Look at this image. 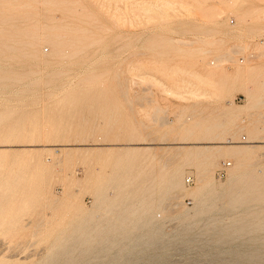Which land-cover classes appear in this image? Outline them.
Returning a JSON list of instances; mask_svg holds the SVG:
<instances>
[{
	"label": "rangeland",
	"instance_id": "374dc122",
	"mask_svg": "<svg viewBox=\"0 0 264 264\" xmlns=\"http://www.w3.org/2000/svg\"><path fill=\"white\" fill-rule=\"evenodd\" d=\"M0 10V264H62L66 253L74 264H264V228L220 231L264 201L233 203L237 159L207 156L232 136L255 144L247 172L264 171V0H0ZM177 168L181 195L153 207L139 199L155 192H129L146 181L163 193ZM201 196L214 207L197 213ZM118 210L133 212L123 227L110 225ZM82 223L95 241L80 242Z\"/></svg>",
	"mask_w": 264,
	"mask_h": 264
},
{
	"label": "bare ground",
	"instance_id": "6f19581e",
	"mask_svg": "<svg viewBox=\"0 0 264 264\" xmlns=\"http://www.w3.org/2000/svg\"><path fill=\"white\" fill-rule=\"evenodd\" d=\"M4 1V0H3ZM30 1H32V0H30ZM50 1V0H49ZM60 1V0H59ZM70 1H72V0H70ZM76 1V0H75ZM16 2V1H15ZM44 2V1H43ZM65 2V1H64ZM4 3V2H3ZM16 3H18V2H16ZM51 3V2H50ZM68 3V2H67ZM12 5V4H11ZM27 5H29V4H27ZM34 6V5H33ZM19 7H20V5H19ZM24 7V6H23ZM31 8H33V7H31ZM30 8V9H31ZM35 8V7H34ZM53 8V7H52ZM56 9V8H55ZM14 10V9H13ZM40 10V9H39ZM46 10V9H45ZM0 11H2V10H0ZM15 11V10H14ZM33 11V10H32ZM3 12H5V11H3ZM8 12H11V11H8ZM20 12V11H19ZM26 12V11H25ZM12 13H15V12H12ZM2 14H4V13H2ZM32 14V13H31ZM34 14V13H33ZM237 15V14H236ZM248 15V14H247ZM264 15V14H263ZM14 16V15H13ZM21 16V15H20ZM18 17V16H17ZM26 17H28V16H26ZM32 17V16H31ZM40 17V16H39ZM264 17V16H263ZM10 18V17H9ZM25 18V17H24ZM13 19V18H12ZM19 19H20V17H19ZM18 19V20H19ZM41 19V18H40ZM39 19V20H40ZM249 19V18H248ZM262 19V18H261ZM264 19V18H263ZM4 20V19H3ZM14 20H16V19H14ZM21 20V19H20ZM47 20V19H46ZM8 21H11L10 19L8 20ZM32 21V20H31ZM245 21H246V18H245ZM17 22H19V21H17ZM21 22V21H20ZM23 22V21H22ZM25 22V21H24ZM28 22H30V21H28ZM27 22V23H28ZM3 23V22H2ZM10 23H12V22H10ZM239 23V22H238ZM250 23H252V22H250ZM46 24V23H45ZM52 24H54V23H52ZM57 24V23H56ZM1 25V24H0ZM13 25V24H12ZM16 25V24H15ZM51 25V24H50ZM59 25V24H58ZM60 25H61V23H60ZM237 25V24H236ZM7 26V25H6ZM10 26V25H9ZM19 26H21V24L19 25ZM27 26H29V25H27ZM48 26H49V24H48ZM61 26H63V25H61ZM66 26V25H65ZM239 26V25H238ZM14 27V26H13ZM24 27V26H23ZM38 27V26H37ZM41 27V26H40ZM68 27V26H67ZM22 28V27H21ZM52 28V27H51ZM50 28V29H51ZM238 28V27H237ZM30 29V28H29ZM38 29H40V28H38ZM37 29V30H38ZM56 29V28H55ZM66 29V28H65ZM68 29V28H67ZM4 30V29H3ZM10 30V29H9ZM25 30H27V29H25ZM36 30V31H37ZM69 30H71V29H69ZM79 30V29H78ZM241 30V29H240ZM0 31H2V30H0ZM6 31V30H5ZM18 31V30H17ZM41 31V30H40ZM75 31V30H74ZM234 31H236V30H234ZM7 32H8V30H7ZM52 32V31H51ZM20 33H22V32H20ZM41 33H43V32H41ZM61 33H64V32H61ZM12 34V33H11ZM24 34V33H23ZM46 34V33H45ZM72 35H73V33H71ZM70 34V35H71ZM9 35H10V33H9ZM13 35H15V34H13ZM35 34L33 33V36H34ZM32 35H31V37H33ZM39 36H41L40 34H39ZM63 36H64V34H63ZM44 37H46V36H44ZM67 37V36H66ZM25 38H27V37H25ZM30 38V37H29ZM41 38V37H40ZM40 38H39V40H40ZM68 39V38H67ZM44 40H46V39H44ZM24 41H26V40H24ZM50 42H51V44L55 47V49L56 48H60L62 45H64L65 44V42H66V40L65 39H63L62 38V36H61V34L58 32H53V33H51V35H50ZM73 42H74V40L71 42L70 41V43H72L73 44ZM26 43H30L29 41L28 42H26ZM32 43V42H31ZM36 43V42H35ZM75 43V42H74ZM50 44V43H49ZM28 46V45H27ZM32 46H34V45H32ZM33 50V49H32ZM57 50H59V49H57ZM30 51V50H29ZM33 54H34V52H33ZM30 55V54H29ZM44 64V63H43ZM42 65V64H41ZM1 66V65H0ZM3 66V65H2ZM4 68H6V67H4ZM7 69V68H6ZM1 70V69H0ZM9 70V69H8ZM15 71V70H14ZM40 71V70H39ZM57 71V70H56ZM6 72H8V71H6ZM1 73H4V72H1ZM32 74H35V73H32ZM0 76H2V75H0ZM14 77V76H13ZM9 78V77H8ZM15 78V77H14ZM7 79V78H6ZM18 79V78H17ZM37 79V78H36ZM39 81V80H38ZM12 82V81H11ZM4 85H7V84H4ZM4 85H2V86H4ZM24 85V84H23ZM8 88V87H7ZM4 89V88H3ZM5 90V89H4ZM226 117H228V116H226ZM232 118H234V117H232ZM244 119L242 118V121H243ZM226 121H228L227 119H226ZM229 122V121H228ZM227 123V122H226ZM232 123V122H231ZM217 124H220V122L219 123H217ZM238 124V123H237ZM243 123H241V125H242ZM250 124V121L249 122H247V126ZM227 125V124H226ZM229 125V124H228ZM244 125H245V123H244ZM230 126V125H229ZM235 126V125H234ZM238 127V126H237ZM239 128H241V126L239 127ZM248 128V127H247ZM226 129V128H225ZM227 129H229V127L227 128ZM236 130H237V128H236ZM251 131V130H250ZM232 132V131H231ZM227 133H229V132H227ZM252 133V132H251ZM234 134V133H233ZM232 135V134H231ZM146 136V135H145ZM148 136V135H147ZM234 136V135H233ZM220 137V136H219ZM253 137H255V136H253V134H250V139H252ZM143 138V137H142ZM145 138V137H144ZM236 140V139H235ZM237 141H239V140H237ZM245 141V140H244ZM243 141V142H244ZM247 141H255L256 142V140H247ZM144 142V141H143ZM233 139H232V136L230 137H221L220 138V140L219 141H217L216 142V144L217 145H215V143H214V145L215 146H217L215 149L216 150H210V153L209 154H207V156H209V157H212V155L213 154H215V153H217L216 151H218V153L217 154H219V155H228V156H230V157H233V158H236L237 160H234V162L236 161V164L234 163V166L232 165V167H228L229 169H228V177H229V175L231 174L232 176H236L237 177V182H236V185H235V192L233 193V195H231V196H233L232 198H230V200H233V203L234 202H236V201H239V200H241V201H247V200H251V201H254V203L255 202H260V201H264V198H263V196H261L262 194L261 193H259L260 195H257V193H256V196H244V194L243 193H253L255 190H257L258 189V191H260V189L262 190V192L264 193V171L262 170V169H260V170H262L263 172L262 173H256V174H253V172L252 173H249V172H247V170H246V166L249 164H251L252 165V163L254 162H249V155L251 154V152H252V147L253 146H255V144H247V145H238V143L235 145V144H233ZM240 142H242V141H240ZM236 143V142H235ZM247 143V142H246ZM60 145H62L61 146V148L62 147H64V146H66V144H68V143H59ZM64 145V146H63ZM206 145H208V144H206ZM205 145V146H206ZM211 145V144H210ZM257 145V144H256ZM209 146V145H208ZM208 146H207V148H204L203 147V149L201 148V149H196V150H191V151H189V153L192 155V156H199V155H201V154H203V153H205V151L208 149ZM132 147H134V146H132ZM197 147H199V146H197ZM210 147V146H209ZM51 148V147H50ZM251 148V149H250ZM137 149H139V147L137 148ZM182 149V148H181ZM190 149V148H189ZM61 150H63V149H61ZM61 150H60V152H61ZM144 150V149H143ZM57 151V150H56ZM181 151H183V149L181 150ZM254 151V150H253ZM256 151V150H255ZM63 152V151H62ZM180 152V151H179ZM184 152H187V151H185L184 150ZM181 153H183V152H181ZM188 153V154H189ZM134 154V153H133ZM176 154H177V152H176ZM141 155H143V153L141 154ZM185 155V154H184ZM205 155V154H204ZM139 156V155H138ZM148 156V155H147ZM176 156V155H175ZM179 156H182V155H179ZM188 156V155H187ZM183 157V156H182ZM139 158V157H138ZM144 159H145V157H143ZM180 158V157H179ZM200 158H203V157H200ZM208 158V157H207ZM252 158V157H251ZM176 159V158H175ZM184 159H186V158H184ZM183 159V160H184ZM196 159V158H195ZM194 159V160H195ZM181 160V159H180ZM190 160V159H189ZM178 162H179V159L177 160ZM182 161V160H181ZM210 161V160H209ZM208 161V162H209ZM175 162V161H174ZM206 163V162H205ZM210 163V162H209ZM257 163H259V162H257L256 161V163H253V164H257ZM184 164V163H183ZM178 165H180V164H178ZM248 165V166H249ZM170 168V167H169ZM261 168V167H260ZM176 169V168H175ZM168 170V169H167ZM171 170V169H170ZM76 171V170H75ZM140 171V170H139ZM138 172V171H137ZM182 172V171H181ZM261 172V171H260ZM124 173V172H123ZM170 173V172H169ZM207 172H204V174L202 175V177H200V178H202V185H200L199 184V186H201V187H207L208 186V183H207V180H205L206 179V174ZM125 174V173H124ZM68 175V174H67ZM168 175V174H167ZM137 176V175H136ZM156 176V175H155ZM162 176V175H161ZM164 176V175H163ZM208 176V175H207ZM154 177V176H153ZM235 177V178H236ZM74 178V177H73ZM165 179V181H166V186H165V189L163 190L162 188H160L161 190H163L164 192L162 193H160V192H158V190H155L156 189V187H155V184L156 183H151V184H145L146 183V181H144L145 183H143V185H141V184H138L137 186H134V187H132V188H129V189H131L132 191H129V192H131V193H140V192H144V191H147V190H150V194H152L153 192H155L154 193V195H153V197H154V199H150V201L149 200H147L146 198H141V199H139V201L140 202H142V203H144L145 205H147V206H153L152 205V203L154 202L155 204L156 203H159L164 197H165V195H169L170 197L171 196H174V197H177V195L179 194V195H181V192L180 193H178L177 192V190H180L179 188H180V186H181V177H180V171H178V168H177V170H174L173 172H171L168 176H167V178L166 177H164ZM139 179V178H138ZM145 178H143V180H144ZM151 179V178H150ZM150 179H147V180H150ZM159 179H161V178H159ZM231 179V178H230ZM142 179H141V181H143ZM157 180V179H156ZM131 181V180H130ZM200 181V180H199ZM198 181V182H199ZM149 182H151V181H149ZM161 182V181H160ZM164 182V181H163ZM224 182H227V181H224ZM220 183H222V182H220ZM227 184V183H226ZM231 185H232V183H230ZM235 184V183H234ZM158 186V185H157ZM197 186V185H196ZM199 186H197V187H199ZM210 186V185H209ZM212 186V185H211ZM218 186V185H217ZM222 186H224V185H222ZM163 187V186H162ZM210 188V187H209ZM225 188H228V187H225ZM193 189H195V188H193ZM196 189H199V188H196ZM201 189V188H200ZM215 189H217V187L215 188ZM229 189V188H228ZM233 189V188H232ZM192 190V189H191ZM190 190V191H191ZM245 191V192H242V194H241V192L240 191ZM212 191H215V190H212ZM221 191H223V190H221ZM128 192V191H127ZM172 192V193H171ZM217 192V191H216ZM214 193L215 195H217L218 193ZM219 192V191H218ZM230 192H232V191H230ZM239 192H240V195H238L239 194ZM130 193V194H131ZM171 193V194H170ZM184 193V192H183ZM191 193H193V194H198V192H196L195 190H193V191H191ZM222 193V192H221ZM224 193V192H223ZM123 194V193H122ZM149 194V195H150ZM200 194V193H199ZM198 194V195H199ZM202 194V193H201ZM205 194V193H204ZM203 194V195H204ZM125 195V194H124ZM127 195H128V193H127ZM127 195H125V196H127ZM134 195V194H133ZM176 195V196H175ZM213 195V194H212ZM252 195H254V194H252ZM139 196V195H138ZM210 196V195H209ZM142 197H145V195L144 196H142ZM195 197H197V196H195ZM202 197V196H201ZM206 196H203L202 198H200L201 200H199V201H201V206H196V208H195V210L194 211H196L197 213L198 212H200V211H205L208 207H211L212 205H213V198L211 199V201H208V198H205ZM125 198V197H124ZM127 198V197H126ZM131 198V197H130ZM139 198V197H138ZM169 198V197H168ZM199 198H197V199H199ZM215 198H217V197H215ZM220 198V197H219ZM146 199V200H145ZM132 200V199H131ZM131 200H129V201H131ZM100 201H103V200H100ZM135 201V200H134ZM138 201V200H137ZM107 202H109V201H107ZM115 202V201H114ZM126 202H128V201H126ZM126 202H123L122 203V205L124 204V203H126ZM198 202V201H197ZM101 203V202H100ZM99 203V204H100ZM105 203V202H104ZM131 203V202H130ZM137 203V202H136ZM216 203V201L214 202V204ZM226 203H228V201L226 202ZM231 203V202H230ZM230 203H228V204H230ZM117 204V203H116ZM128 204V203H127ZM154 204V205H155ZM195 204V203H194ZM198 204V203H197ZM260 204V203H259ZM101 205H103V204H101ZM115 204L113 203V202H111L110 203V206H114ZM120 205H121V203H120ZM120 205H118V207H120ZM131 205V204H130ZM142 205V204H141ZM141 205H138L139 207L141 206ZM157 205V204H156ZM200 205V204H199ZM217 205V204H216ZM255 205V204H254ZM108 206V205H107ZM124 206V205H123ZM143 206V205H142ZM223 206V205H222ZM227 206V205H226ZM132 207H134V205H132ZM154 207V206H153ZM212 207H214V206H212ZM104 208H105V206H104ZM108 208V207H107ZM137 208V207H136ZM135 208V209H136ZM163 208V207H162ZM178 208V207H177ZM194 208V207H193ZM100 209H103V208H100ZM109 209V208H108ZM129 209V208H128ZM131 209V208H130ZM147 209V208H146ZM213 209V208H212ZM259 209V208H258ZM258 209H256V210H258ZM105 210V209H104ZM116 210V209H115ZM143 210H145V209H142V210H140V211H143ZM133 211H134V209H133ZM97 212V211H96ZM95 212V214H97ZM103 212H108V211H103ZM102 212V213H103ZM115 212V211H114ZM117 212V211H116ZM118 212L119 213H116V214H114V213H112L113 214V221H119V222H113V223H111L110 225L111 226H124L125 224H128V223H126L125 221L127 220V218L129 217H127L126 215H128V214H130V213H133L132 211H129V212H120L119 210H118ZM136 212V211H135ZM182 212V211H181ZM100 213V212H99ZM192 213H193V211H192ZM107 214V213H106ZM135 214V213H134ZM196 214V213H195ZM103 215H105V214H102V216ZM138 215H139V213H138ZM241 215H243V214H241ZM107 216V215H106ZM111 216H109V217H111ZM133 216H135V215H133ZM137 216V215H136ZM142 216V215H141ZM193 216V215H192ZM89 217H92L90 220H92V221H101V220H107L108 219V217H105V218H102V219H100L99 218V216H98V214L97 215H94V216H88V218ZM94 217H96V218H94ZM104 217V216H103ZM138 217V216H137ZM137 217H135V218H137ZM141 218V217H140ZM110 219H112V218H110ZM241 219L242 220H244V221H241L240 223H237L238 225H235V224H233V225H231V224H227V225H225L223 228H222V230H220L221 232H222V235H224V236H226V235H228V233H230L231 231H229V230H232V232L233 233H236V234H243V232H250V233H253V232H255V231H257L258 229H262V228H264V207H261L260 209H259V211L258 212H255V210L254 211H252V212H250L249 214H247V215H244V216H242L241 217ZM40 220V219H39ZM80 220H82V219H80ZM85 220H86V218H85ZM128 220H132V219H128ZM137 221H138V219H136ZM218 221V220H217ZM77 222V221H76ZM104 222V221H103ZM103 222H101V223H103ZM106 222V221H105ZM27 223V222H26ZM25 223V224H26ZM89 223V222H88ZM93 223V222H92ZM100 223V224H101ZM107 223V222H106ZM105 223V224H106ZM134 223H136V222H134ZM75 224H79V222L78 223H75ZM83 224H86V223H82V224H80V225H78V227L80 226L81 228H84V230L82 231L83 232V237H81L80 239V242H82V243H86V242H89V240L91 239V238H93V236H92V234H91V232L94 230L93 229V227H90V226H85V225H83ZM98 224V223H97ZM96 224V225H97ZM73 225V224H72ZM89 225H91V223H89ZM104 225V224H103ZM132 225H133V222L131 223V227H130V229L132 228ZM145 225H147V223L145 224ZM92 226H93V224H92ZM220 226H223V225H220ZM97 227V226H96ZM101 227V226H100ZM100 227H97V228H100ZM107 227V226H106ZM72 228H74V226H72ZM112 228V227H111ZM113 228H116V227H113ZM126 228V227H125ZM190 228V227H189ZM219 229V228H218ZM97 230V229H96ZM107 230H108V227H107ZM115 230H117V228L115 229ZM115 230H111L112 232L113 231H115ZM123 230V229H122ZM156 230V229H155ZM154 230V231H155ZM188 230V229H187ZM98 231V230H97ZM125 231H127L126 229H125ZM131 231V230H130ZM136 231V230H135ZM219 231V230H218ZM61 232H64V231H61ZM78 232V231H77ZM96 232V231H95ZM100 233H101V231H99ZM128 232H129V229H128ZM149 232H151V231H149ZM67 233V232H66ZM98 233V232H97ZM118 233H120V232H118ZM117 233V234H118ZM131 233V232H130ZM133 233V232H132ZM143 233H144V231H143ZM62 234V233H61ZM68 234V233H67ZM78 234H79V232H78ZM101 234H103V233H101ZM59 235H60V232H59ZM95 235V234H94ZM97 235V234H96ZM111 235V234H110ZM109 235V236H110ZM142 235V234H141ZM229 235H231V234H229ZM257 235H258V233H257ZM256 235V236H257ZM68 236H69V234H68ZM112 237H113V235H111ZM117 235H115V237H116ZM223 236V237H224ZM57 237V236H56ZM99 237H101V235L99 236ZM179 237V236H178ZM227 237V236H226ZM75 238H76V236H75ZM103 238H106V236L105 237H103ZM102 238V239H103ZM149 238V237H148ZM220 238L221 237H219L218 238V240H220ZM69 239V238H68ZM73 239H74V237H73ZM119 239V238H118ZM118 239H115V240H117L118 241ZM50 240V239H49ZM54 240V239H53ZM59 240V239H58ZM64 240H66V239H64ZM100 240V239H99ZM114 240V241H115ZM120 240V239H119ZM55 241V240H54ZM71 241V240H70ZM91 241H95V240H91ZM90 241V242H91ZM98 241V240H97ZM105 241V240H104ZM114 241H112L113 243H114ZM156 241V240H155ZM154 241V242H155ZM48 242H50V241H48ZM52 242L53 241H51L50 242V244H52ZM64 242H66V241H64ZM80 242H79V244H80ZM89 242V243H90ZM149 242H150V240H149ZM136 243H138V242H136ZM152 243V242H151ZM59 244V243H58ZM71 244H73V243H71ZM76 244V243H75ZM70 245V244H69ZM96 245V244H95ZM134 245V244H133ZM50 246V245H49ZM48 246V247H49ZM60 246H62V244L60 243ZM60 246L58 245V247L60 248ZM84 246V245H83ZM88 246H90V245H88ZM101 246V245H100ZM51 247V246H50ZM53 247H55V246H53ZM57 247V248H58ZM69 247V246H68ZM76 247H78V246H76ZM85 247V246H84ZM63 248V247H62ZM80 248V247H79ZM81 248H83V247H81ZM88 248V247H87ZM93 248H95L94 246H93ZM53 249V248H52ZM73 249H75V247H73L72 248V250ZM88 249H90V248H88ZM106 249V248H105ZM135 249V248H134ZM54 250V249H53ZM64 250H67V252H70V247L69 248H66V249H64ZM76 250V249H75ZM79 250H84V249H79ZM92 250H94V249H92ZM98 250V249H97ZM100 250V249H99ZM140 250V249H139ZM48 251V250H47ZM56 251V250H55ZM89 251H91V250H89ZM123 251H125V250H123ZM15 252V251H14ZM35 252H37V251H35ZM49 252V251H48ZM48 252H46V253H48ZM52 252V251H51ZM71 252H73V251H71ZM76 252V251H75ZM128 252V251H127ZM54 253V252H53ZM65 253V252H64ZM40 254V253H39ZM43 254V253H42ZM59 254H61V252L59 253ZM70 253H66V255L62 258V264H74V263H72L73 262V259H72V255H69ZM72 254V253H71ZM10 255V254H9ZM29 255V254H28ZM49 255H51V254H49ZM54 255V254H53ZM73 255H74V253H73ZM83 255V257H85V255L84 254H82ZM3 256H4V254H3ZM11 256H12V253H11ZM26 256V255H25ZM58 256V255H57ZM76 256H77V252H76ZM129 256V255H128ZM54 258L56 257V256H53ZM78 257V256H77ZM39 258V257H38ZM43 258V257H42ZM82 258V257H81ZM101 258V257H100ZM252 258H256V255L254 254L253 256H252ZM260 258V257H259ZM41 259V258H40ZM45 259V258H44ZM53 259V258H52ZM76 259H78V258H76ZM49 260V259H48ZM78 260H80V259H78ZM264 260V259H263ZM39 261H41V260H39ZM52 261V260H51ZM44 262V261H43ZM55 262H57V260H55ZM54 262V263H55ZM36 263V262H35ZM47 264H48V262H46ZM77 263V262H76ZM100 263V262H99ZM255 263V262H254ZM261 263V262H260ZM259 263V264H260ZM51 264V263H50ZM256 264V263H255Z\"/></svg>",
	"mask_w": 264,
	"mask_h": 264
},
{
	"label": "built area",
	"instance_id": "2783aa9c",
	"mask_svg": "<svg viewBox=\"0 0 264 264\" xmlns=\"http://www.w3.org/2000/svg\"><path fill=\"white\" fill-rule=\"evenodd\" d=\"M230 165L229 161H223L220 166L217 168L216 170V174L219 178L225 176V169ZM185 181L187 184L192 183L193 182V177L191 175H187L185 177Z\"/></svg>",
	"mask_w": 264,
	"mask_h": 264
}]
</instances>
